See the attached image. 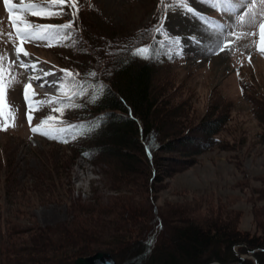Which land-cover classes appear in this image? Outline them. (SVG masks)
Segmentation results:
<instances>
[{"label": "trees", "instance_id": "1", "mask_svg": "<svg viewBox=\"0 0 264 264\" xmlns=\"http://www.w3.org/2000/svg\"><path fill=\"white\" fill-rule=\"evenodd\" d=\"M152 5V19L131 34L123 33L119 25L106 26L103 20L97 21L99 12L94 3L85 0L78 5L83 27L73 26L72 38L62 45L68 55L54 62L60 71L79 73L78 81L88 85V90L76 98L80 107L65 110L61 126H91L97 122L99 126L75 138L72 131L65 132L67 142L50 139L49 144L66 153L59 159L46 161L31 190L36 194L37 203L56 201L57 196L50 193L58 183L52 178L67 176L74 160L82 158L91 164L106 165L109 188L125 194L116 200L118 205L112 201L103 206H100L102 201L97 200L88 205L72 201L73 211L79 215L95 213L86 223L73 222L69 226L63 223L44 228L36 223L23 228L12 225L9 231L17 235L15 239L10 236L3 240L0 232V264H74L76 258L96 252L109 253L117 264H129L124 257L126 259L132 251L139 254L144 250L153 253L146 264H205L210 261L254 264L252 259L236 256V252L246 250L239 245L264 249V221L257 224L261 235L250 237L239 231L238 218L231 210L222 212L219 206L215 210L207 206L203 209L197 201L165 212L155 205L151 207L152 197H145V203L139 205L141 201L128 194L130 187L138 186L140 178L141 182H146V193L152 192L151 184L159 162L168 163L160 165L158 172L164 173L170 165L185 164L176 156L185 159L216 147L225 121V116H204L195 121L193 129L194 121L186 99L178 100V105L173 103L174 97L182 94L179 87H173L172 76L163 72L179 66L183 56L163 40V35L155 32L164 16V7L161 0H152ZM91 15L90 26H86L82 19ZM71 18L70 9L68 20ZM138 47L151 48V57L133 56L131 53ZM92 72L96 73L95 77L89 75ZM99 85L104 86L103 94L91 102L93 86ZM260 138L264 145V134H260ZM164 154L176 156L164 157ZM259 192L264 195L263 190ZM261 209L264 210V206ZM164 230L166 234L162 237ZM94 237L99 244L89 246L85 243L86 238ZM255 258L258 264H264V250L256 252Z\"/></svg>", "mask_w": 264, "mask_h": 264}, {"label": "rangeland", "instance_id": "2", "mask_svg": "<svg viewBox=\"0 0 264 264\" xmlns=\"http://www.w3.org/2000/svg\"><path fill=\"white\" fill-rule=\"evenodd\" d=\"M83 1L85 0H77L78 5ZM88 1L97 7V21L103 20L106 26L119 25L123 29L122 32L128 34L147 25L154 13L150 11L152 0ZM13 2L18 3V0ZM31 2L41 3L42 0ZM190 4L194 10L201 12L206 20L225 27L223 32H220L214 27H208L191 13L179 8L169 10L164 20V28L170 36L180 38L179 49L176 45H171L179 50L183 60L179 66H174L163 74L172 76L173 87H179L181 91L182 95L175 96L173 103L178 105V100L186 99L185 103L189 105L190 116L194 121L193 129L196 127L195 121L204 116H225L223 131L217 136L218 145L201 154L183 156L185 159L176 154L162 155L176 156L185 164L170 165L162 173L158 172L160 165L168 163L159 162L151 184L152 192L146 193V182H141L140 178L138 186L135 189L130 187L131 192L128 194L134 200L141 201L139 205L145 203V197H152L151 207L155 205L157 209L165 212L183 206L181 204H193L197 201L203 209L207 206L215 210L219 206L222 212L231 210L235 213L239 231L247 233L250 237H258L261 230L257 224L264 221V210L261 209L264 206V195H259L260 190L264 191V145L260 143V134H264V55L257 51L254 43L258 40L259 24H236V37H229L226 35L230 31L227 25L234 23L235 15L239 13L213 9L201 0H190ZM64 11L63 16L67 20L63 16L52 19L28 16V19L36 24L62 25L70 21V9L65 7ZM79 17L80 11L73 26L79 24L83 27ZM90 20L92 15L88 16V19H82V22L90 26ZM0 29L4 33L0 35V55L6 53L8 59L14 61V42L18 41L15 35L12 41L8 39L7 33L13 32V29L3 0H0ZM251 32H256L257 35H247ZM224 39H230L233 43L219 52L221 41ZM23 47L29 56H21V59L36 64L35 75H42L40 70H43L53 73L44 78L47 81H60L62 73L54 59L68 55L67 49H62V45L49 47L43 41L26 43ZM12 72L16 80L7 92V103L16 110V126L7 131H0V232L3 240L10 239V236L15 239L17 236L9 231L12 225L23 228L36 223L44 228L63 223L68 226L73 222L86 223L95 213L79 215L77 211H73L72 201L88 205L97 200L96 202L102 201L100 206H103L106 202L115 203L125 194L115 193L109 188L110 178L106 176V165L91 164L77 158L67 170V176L52 178L58 183V187L50 195H56L57 200L36 202V194L31 190L36 185L38 173H41L47 160L59 159L66 152L49 144L50 139L40 134L34 135L30 130L23 88L28 82V77L34 74L32 69L21 68L16 63ZM43 82L33 81L36 93L34 100H47L57 94L56 88L49 84L44 87L36 86ZM54 107L52 104L41 106L34 113L33 126L39 125L47 116L55 115L52 112ZM49 127L45 126L46 129ZM15 186L24 189L17 190ZM165 232L164 230L162 237ZM96 238H86L85 243L89 246L97 245L100 241ZM150 255L153 253L145 250L139 254L132 251L126 259L124 257V261L129 264H146Z\"/></svg>", "mask_w": 264, "mask_h": 264}, {"label": "snow or ice", "instance_id": "3", "mask_svg": "<svg viewBox=\"0 0 264 264\" xmlns=\"http://www.w3.org/2000/svg\"><path fill=\"white\" fill-rule=\"evenodd\" d=\"M201 2L210 6L213 9H219L220 11H227L228 13H239L235 15V22L230 23L227 27L230 31L226 34L229 37H236L235 26L236 24L244 25H256L259 24V36L258 40L254 41L257 47V51L264 55V0H201ZM4 7L9 15L10 26L13 32L7 33L9 41L13 40L15 35L16 41L14 42L15 56L14 61L9 60L7 54L0 55V131H7L9 128L16 126V110L13 109L7 103V92L12 87L16 80V76L13 74V66L18 63L21 68H31L33 75L28 77V82L24 85L23 96L27 104V120L31 132L40 134L48 139H56L59 142H67V136L65 132L72 131L74 133L73 138L78 135H86L88 132L93 131L95 127L99 126V123L91 126L85 125H68L67 127H61L63 124L62 117L65 110L70 108H77L81 105L76 103V98L86 94L88 85L82 84L78 81L77 77L79 73H73L68 70H61L63 75L59 82L47 81L44 79L53 73L40 70L42 75H35L37 72V66L35 63L25 62L21 59V56L28 57V51L23 47L24 44L43 41L46 46L63 45L65 41L72 38V30L75 21L78 18L79 7L77 0H42L41 3L31 2V0H18V3H14L13 0H3ZM161 4L164 7V16L161 17L159 26L155 28V32L163 35L164 41H168L170 44H174L179 49L181 40L179 37L170 36L168 31L164 28V20L167 18L169 10H175L179 8L187 13H191L202 20L208 27H214L216 30L223 32L225 25L216 24L205 19L201 12L194 10L190 4V0H169L165 3V0H161ZM65 7L71 9L72 19L62 25H50V24H36L28 19V16L39 17L40 19H52L60 18L65 15ZM2 29H0V35H3ZM247 35L256 36V32L247 33ZM164 41H160L161 44ZM75 41H73L74 43ZM233 43L230 39H224L221 41L219 52L225 50L229 45ZM217 52V54H219ZM133 56L140 57L142 59H149L152 55V49L149 47H138L131 53ZM177 54H181L179 51ZM171 56V52H169ZM251 63V57L248 58ZM7 61V64H5ZM92 77L96 76L95 72L89 74ZM43 80L44 82L36 85L37 87H44L45 84H49L51 87H55L57 94L49 97L47 100H34L36 93L34 91L33 81ZM94 91L91 97V102H95L100 95L103 94L104 86H93ZM45 104H55L56 107L52 109L53 113L58 115H49L45 119L41 120L39 125L33 126L32 121L34 119V113ZM45 126H50L48 129ZM63 137V138H62ZM150 155V152H149ZM147 243L151 244V240Z\"/></svg>", "mask_w": 264, "mask_h": 264}, {"label": "water", "instance_id": "4", "mask_svg": "<svg viewBox=\"0 0 264 264\" xmlns=\"http://www.w3.org/2000/svg\"><path fill=\"white\" fill-rule=\"evenodd\" d=\"M255 251L256 249H248V253L250 254L251 257ZM74 264H117V263L109 253L96 252L88 256H82V257L76 258L74 261ZM206 264H217V263L214 261H210ZM255 264H257L256 261H255Z\"/></svg>", "mask_w": 264, "mask_h": 264}, {"label": "flooded vegetation", "instance_id": "5", "mask_svg": "<svg viewBox=\"0 0 264 264\" xmlns=\"http://www.w3.org/2000/svg\"><path fill=\"white\" fill-rule=\"evenodd\" d=\"M239 247H243L246 250H245L244 253H238V252H236V256L239 257V259L250 258V259H252V261L254 262V264H255V261L257 263V260L255 258V253L258 252V251H263L264 250V249H258V248H247L245 244H240ZM248 249H256V251L252 254V257L248 253ZM253 258L255 259V261H254Z\"/></svg>", "mask_w": 264, "mask_h": 264}, {"label": "bare ground", "instance_id": "6", "mask_svg": "<svg viewBox=\"0 0 264 264\" xmlns=\"http://www.w3.org/2000/svg\"><path fill=\"white\" fill-rule=\"evenodd\" d=\"M160 241V240H159ZM162 244V243H161ZM221 263V262H220Z\"/></svg>", "mask_w": 264, "mask_h": 264}]
</instances>
